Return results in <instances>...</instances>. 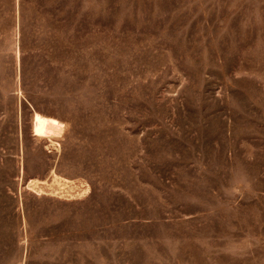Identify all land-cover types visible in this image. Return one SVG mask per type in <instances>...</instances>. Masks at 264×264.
<instances>
[{
    "label": "rangeland",
    "instance_id": "rangeland-1",
    "mask_svg": "<svg viewBox=\"0 0 264 264\" xmlns=\"http://www.w3.org/2000/svg\"><path fill=\"white\" fill-rule=\"evenodd\" d=\"M0 264H264V0H0Z\"/></svg>",
    "mask_w": 264,
    "mask_h": 264
}]
</instances>
